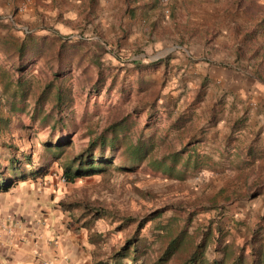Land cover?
Returning <instances> with one entry per match:
<instances>
[{"label":"rangeland","instance_id":"374dc122","mask_svg":"<svg viewBox=\"0 0 264 264\" xmlns=\"http://www.w3.org/2000/svg\"><path fill=\"white\" fill-rule=\"evenodd\" d=\"M190 1L179 20L158 12L159 18L147 27L134 25L138 5L133 0L112 6L93 0H0V166L11 157L26 171L29 166L19 155L24 152L33 167L46 164L47 169L2 192L8 196L14 191V202L22 206L16 213L19 222L58 214L64 236L59 238L55 230L52 237L71 236L91 260H101L132 232L131 224L115 230L118 218L138 219L165 204L189 208L213 200L218 208L188 224L193 239L188 237L182 247L199 239V229L218 223L225 231L223 242L234 248L225 262L241 254L243 264H254L259 249L256 264H264V84L251 74L253 64H264V57L262 49L258 57L234 53L236 47L237 52L248 51L239 39L261 18L264 23V0ZM110 9L114 14L107 21ZM251 36V46L259 47L264 35ZM20 44L21 57L15 52ZM59 44L62 61L52 58ZM58 70L55 83L68 97L62 112L74 125L67 127L72 150L85 145L90 130L98 132L126 116L120 132L124 143L130 146L139 136L152 142L140 165L65 181L58 161L44 159L27 116L32 95ZM17 79L29 90L26 107L10 95L19 92ZM44 129L38 128L42 136ZM184 148L207 162L198 171L189 170L184 180L166 179L148 165L151 158ZM91 208L104 216L92 218L86 214ZM152 225L147 222L142 234L151 233ZM211 231L207 235L216 237ZM42 238L47 243L51 237ZM153 245L143 264L158 256L161 248ZM212 247L209 243L206 248L209 256ZM239 247L241 252H235ZM182 253L181 248L165 264H173Z\"/></svg>","mask_w":264,"mask_h":264},{"label":"trees","instance_id":"16d2710c","mask_svg":"<svg viewBox=\"0 0 264 264\" xmlns=\"http://www.w3.org/2000/svg\"><path fill=\"white\" fill-rule=\"evenodd\" d=\"M262 20L261 18L260 23L256 22L254 28L248 29L245 35L239 39L248 51L242 52L240 50V52H237L239 47H236V51L234 52L236 57L243 56L245 53L247 58L252 56L258 57L259 49H262L260 50V55L264 57V37L259 47H252L249 43L252 34L259 33L260 36L264 35V29L262 28L264 27V23H262ZM35 45L34 52L37 53L35 50L37 46ZM61 45L57 46V50L52 48V58L55 60L62 61L65 58V56H61ZM22 46L20 44L15 49L19 57L22 56ZM96 67L97 71H99V62ZM252 67V76L264 84V74L262 73L264 72L263 62H256ZM16 69L20 70V65ZM59 73V70L54 71V79L52 78L47 81L41 90L32 95V103L27 116V126L35 130L34 137L37 138L40 144L44 159L48 157L58 161L61 175L65 181H73L76 178L87 177L107 170H133L140 165L146 153L151 149L152 142L151 139L143 141L139 136L130 146L126 145L120 134L124 130L126 116L114 119L98 132L90 130V135L85 145L76 152L72 150L67 127H73L74 125L70 118L66 117L65 112H62L63 106H67L66 100L68 97L62 94V85L55 83ZM15 82L16 84H14L20 87L19 92L17 94L12 92L10 95L14 97L18 96L19 103H22V106L26 107L28 105L26 100L29 90L27 86L22 85L19 79ZM5 83L7 85L11 84L9 80ZM53 87L54 90H52ZM14 91L16 90L14 89ZM51 91H53L52 96L48 98L47 94ZM48 100H50L49 106H45ZM45 127H47L46 134L42 136L41 132H38V128L43 131ZM192 153V151H188L186 148L171 150L159 158H151L148 165L166 179L181 181L185 179L186 173L189 170L198 171L207 165L206 157L199 155L197 152L193 155ZM19 155L21 163L24 166L28 165L29 168L26 171L22 170L19 167L20 161L18 159L6 158V163L0 166V192H6L17 180H24L26 176L35 178L46 173V164L33 167L34 163L28 153L20 152ZM215 208H218V205L213 200L207 204L201 203L189 208L176 206V204H165L151 210L138 219L125 216L118 218L115 230L122 229L127 224L133 225V229L122 244L111 253L109 262L106 264H126L125 260H128L129 264H143L145 255L148 254L150 248L152 247V251L154 250L153 243H158L157 249L161 248V250L156 258L149 260V264H165L181 248L183 253L178 259L179 262L178 260L176 261L175 257L172 262L173 264H228L224 260H228L229 254L234 253V248L232 246L227 247L230 244L223 242V232L225 231L223 226H221L223 229L220 228L218 223H216V226L207 225L205 230L199 229L196 232L200 235L199 239L195 242L193 240L185 248L182 247V244L186 243L185 240L188 242L189 238L193 239L191 236L192 232H188V224L198 214L203 215ZM88 213L92 214V218L94 219L104 216L103 211L96 208H91L86 214ZM167 213H169L168 217L162 220L163 215ZM216 214H218V218H216L218 222L220 212H216ZM210 219H208V223L213 220V218ZM149 221L153 224L151 233L144 235L142 234L143 228ZM211 230L216 232V237L207 235L209 232H212ZM183 234L184 236H182ZM209 243L213 245L211 248L212 256L206 253ZM256 246L260 247L261 245L258 244ZM241 250L242 248L239 247L235 252L240 253ZM257 251L252 258L254 264H256L260 257L259 249ZM242 259L241 254H236L231 258L229 264H243Z\"/></svg>","mask_w":264,"mask_h":264},{"label":"crops","instance_id":"0c3cea01","mask_svg":"<svg viewBox=\"0 0 264 264\" xmlns=\"http://www.w3.org/2000/svg\"><path fill=\"white\" fill-rule=\"evenodd\" d=\"M93 1L98 6L103 3L112 6L115 3H120L121 0ZM133 1L138 5L136 12L133 13L132 10V15L136 20L134 25L142 23L146 24L147 27L153 24L152 20L159 18L158 12L164 18L176 15L177 21L184 10L190 9L188 6L185 7L187 0H170L166 12H164V7L159 4L158 0ZM188 2L191 1L188 0ZM109 12H112V14L108 16L106 14L107 21L114 14L111 9L108 10ZM7 194L8 196H4L0 192V264H106L109 262V258L91 260V255L85 251V248L84 251L81 250L71 236L67 240H59L56 235L57 240H55L52 237L55 230H58L59 238L64 236V233L61 234L59 229L63 226L61 224L63 220L58 218V214L46 213L44 214L46 219L41 221L28 222L25 219L23 222H19L16 213L21 210L22 206L17 204L18 202H14L13 190L12 193L7 192ZM24 206L26 205L24 204ZM46 211L49 212L50 209L46 208ZM41 224L46 227L42 228ZM42 234L51 237L47 243V240L44 241L42 238Z\"/></svg>","mask_w":264,"mask_h":264},{"label":"built area","instance_id":"2783aa9c","mask_svg":"<svg viewBox=\"0 0 264 264\" xmlns=\"http://www.w3.org/2000/svg\"><path fill=\"white\" fill-rule=\"evenodd\" d=\"M169 1L170 0H158L159 4H161L164 7L163 8L164 12L167 11L165 6L168 4Z\"/></svg>","mask_w":264,"mask_h":264}]
</instances>
